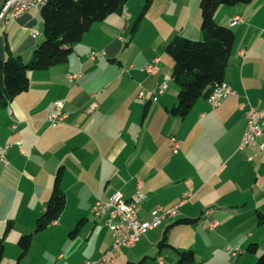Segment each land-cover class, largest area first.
I'll return each mask as SVG.
<instances>
[{
	"label": "crops",
	"instance_id": "crops-1",
	"mask_svg": "<svg viewBox=\"0 0 264 264\" xmlns=\"http://www.w3.org/2000/svg\"><path fill=\"white\" fill-rule=\"evenodd\" d=\"M136 1H128L126 15L115 12L96 22L68 62L30 70L29 89L8 105L0 101V145L12 143L7 163L0 161V243L6 246L0 264H17L19 239L34 231L46 211L60 167L66 208L34 233L19 264H175L188 249L195 251L196 264H255L264 251V223L253 210L247 217L241 209L253 204L264 214V150L240 147L250 105L264 108V0L218 8L216 20L236 36L224 81L237 93L215 108L200 98L186 117L169 110L179 85L174 81L163 94L158 86L173 79L175 62L166 55L170 40L178 34L202 38L201 0H153L132 33L145 3ZM237 16L243 20L232 24ZM142 30L148 31V45L139 50ZM44 38L39 9L9 22L0 19V61L10 54L30 61ZM155 58L160 70L151 75L145 67ZM71 74L81 76L71 82ZM60 98L67 117L52 125L48 115ZM172 138L180 144L177 152ZM139 179L147 196L141 219H151L158 206L177 205L186 195L188 200L134 247L104 261L114 238L105 217L96 218L92 208L98 197L117 191L133 197ZM181 218L197 220L176 224ZM17 220L21 224L9 232ZM251 243L258 250H249Z\"/></svg>",
	"mask_w": 264,
	"mask_h": 264
},
{
	"label": "trees",
	"instance_id": "trees-1",
	"mask_svg": "<svg viewBox=\"0 0 264 264\" xmlns=\"http://www.w3.org/2000/svg\"><path fill=\"white\" fill-rule=\"evenodd\" d=\"M129 0H49L42 10L44 19V40L34 50L33 57L26 62L22 57L8 55L0 61V101L8 105L19 94L30 87V70H45L64 64L70 60L76 44L99 21L112 13H122ZM252 0H201L202 38L194 40L175 35L167 46L173 58V80L180 91L176 105L170 112L186 117L200 98H208L214 89L224 81L232 49L235 42L234 30L216 20L215 14L222 5H236ZM153 0H147L143 10L135 20L132 33H135L141 20L148 12ZM63 167L57 172L53 193L47 202L46 211L37 220L34 231L23 234L19 239L21 254L17 264L25 256L33 242L35 232L42 231L57 220L66 208V194L61 181ZM259 222L264 223V214L258 212ZM195 218H181L175 223H192ZM72 233H77L79 225ZM165 243V239L162 240ZM5 243H0V263L5 256ZM249 250H258L257 243H251ZM136 263V264H140ZM198 263L192 249L180 251L175 264ZM255 264H264V251Z\"/></svg>",
	"mask_w": 264,
	"mask_h": 264
},
{
	"label": "built area",
	"instance_id": "built-area-1",
	"mask_svg": "<svg viewBox=\"0 0 264 264\" xmlns=\"http://www.w3.org/2000/svg\"><path fill=\"white\" fill-rule=\"evenodd\" d=\"M3 12L0 19L2 21L9 22L13 18H17L25 12L34 10L38 6V0H4ZM126 14V11H124ZM243 19L237 16L232 24ZM38 34V31H35ZM98 51L93 52L91 58H96ZM243 57H246L247 52L243 50L241 52ZM145 70L155 75L159 72V58H155L149 65L145 67ZM80 74H71L69 79L73 82L79 79ZM168 88L166 81L159 83L158 94H163ZM236 89L229 84L228 89L215 88L214 91L207 98L210 104L215 108L222 105V103L230 96L236 94ZM143 92L141 96L143 97ZM158 99V95L154 96V100ZM65 99H57L55 101V110L49 114L48 120L52 125H57L65 121L67 114L65 111ZM244 106V104L242 105ZM264 132V108L258 109L253 105H250L247 110V125L243 135L240 147L242 149L248 146H257L261 151L264 150V141L262 140ZM174 141V151L177 152L180 148L179 142L176 138H172ZM21 145V141L17 142ZM12 147V143L0 145V161L7 163L6 154ZM257 153L254 154V156ZM144 181L139 179L137 182V189L133 197L125 198L123 192L117 191L108 198L98 197L92 211L96 218L105 217L106 224L110 227L113 234V243L105 251L102 256V260H112L114 254L121 251L124 248L134 247L141 237L149 230L159 226L165 218L170 215H177L180 211L181 205L187 200L186 195L182 201L177 205L165 208L158 206L152 213V218L144 220L140 218V210L142 203L146 199V193L143 190ZM208 211L206 215L209 213ZM212 225H215L212 223ZM232 248L230 247V250ZM240 249H233V253L237 254ZM88 264H92L88 262Z\"/></svg>",
	"mask_w": 264,
	"mask_h": 264
},
{
	"label": "rangeland",
	"instance_id": "rangeland-1",
	"mask_svg": "<svg viewBox=\"0 0 264 264\" xmlns=\"http://www.w3.org/2000/svg\"><path fill=\"white\" fill-rule=\"evenodd\" d=\"M134 1H136V0H134ZM142 1V0H141ZM201 2V1H200ZM147 3V0H145V3L142 5L143 7L142 8H144V6H145V4ZM135 5H138V0L135 2ZM197 5V8H198V4H196ZM161 8H162V6H157V10H156V12H158L159 10H161ZM143 10V9H142ZM40 11H42V10H40ZM124 11H126V14H127V9H126V7L123 9V11H122V14H124ZM155 12V13H156ZM125 14V15H126ZM155 15V14H154ZM134 23V22H133ZM145 23H147V20L145 21ZM129 34H131V31L129 32ZM140 39H139V42H138V45H139V50H142V48H145L148 44H147V40H148V37L147 36H149L148 35V31L147 30H142L141 32H140ZM125 36H127V35H125ZM167 55V58L168 59H171V56L169 55V54H166ZM71 81V80H70ZM72 82V81H71ZM167 82V81H166ZM167 84L170 86V85H172L173 87H174V85H176L175 84V82H174V80L172 79V78H169V80H168V82H167ZM60 99H63V98H60ZM55 110V109H54ZM53 110V111H54ZM52 112V111H51ZM50 112V113H51ZM49 113V114H50ZM67 114V113H66ZM48 117H49V115H48ZM60 124V123H59ZM233 208V207H232ZM234 210H235V212H238V210L237 209H235V208H233ZM242 210H244L245 211V209H246V211H247V217H249L250 216V212L253 210V212H255V213H253L254 215H256V216H258V214H257V207H256V205H253V204H248L247 205V207H242L241 208ZM208 211H210V210H207L206 211V213L208 212ZM211 212V211H210ZM209 212V213H210ZM208 213V214H209ZM207 214V215H208ZM12 219H15V217L14 218H12ZM204 219L205 218H203L202 220H201V224H203L204 223ZM237 221H238V217L228 226V228L230 229V230H232L233 228V226H235V223H237ZM21 223H20V221L19 220H17L16 221V224H15V222L13 223V225H12V227L10 228V230H9V232L10 231H12L13 229H16L17 227H19V225H20ZM9 232H8V234H9ZM187 232H185L184 234H186ZM189 234H191L192 233V230H190L189 232H188ZM263 252V251H262Z\"/></svg>",
	"mask_w": 264,
	"mask_h": 264
},
{
	"label": "bare ground",
	"instance_id": "bare-ground-1",
	"mask_svg": "<svg viewBox=\"0 0 264 264\" xmlns=\"http://www.w3.org/2000/svg\"><path fill=\"white\" fill-rule=\"evenodd\" d=\"M49 0H38V6L35 9L43 10V8L46 6ZM3 12V5L0 7V17L2 16ZM229 83L226 81H223L220 83L216 88H221V89H228Z\"/></svg>",
	"mask_w": 264,
	"mask_h": 264
}]
</instances>
